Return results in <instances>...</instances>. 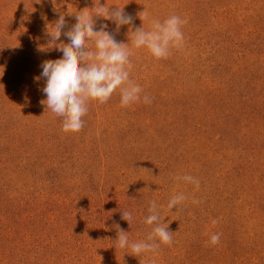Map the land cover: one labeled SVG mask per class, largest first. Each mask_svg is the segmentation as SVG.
I'll use <instances>...</instances> for the list:
<instances>
[{
    "label": "rangeland",
    "instance_id": "374dc122",
    "mask_svg": "<svg viewBox=\"0 0 264 264\" xmlns=\"http://www.w3.org/2000/svg\"><path fill=\"white\" fill-rule=\"evenodd\" d=\"M127 1L99 0L122 4L132 25L117 32L94 19L129 43L141 101L121 107L117 89L104 104L89 102L80 132L65 133L41 103L40 75L42 61L63 54L37 49L50 41L48 24L64 14L70 28L94 0H0V264H264V46L250 54L220 5L211 17L192 0ZM171 15L187 23L167 58L131 44V30ZM184 175L199 188L176 179ZM180 193L187 199L169 210ZM152 201L173 243L137 257L116 247V225L130 242L147 241Z\"/></svg>",
    "mask_w": 264,
    "mask_h": 264
},
{
    "label": "clouds",
    "instance_id": "9594fccd",
    "mask_svg": "<svg viewBox=\"0 0 264 264\" xmlns=\"http://www.w3.org/2000/svg\"><path fill=\"white\" fill-rule=\"evenodd\" d=\"M84 8L75 13V23L69 28L65 15L60 14L54 24L46 26V35L50 37L48 45L38 46V51L55 49L62 52L58 59L44 60L40 64L41 77L45 78V86L41 91L46 95V100L41 103L46 105L56 116L62 118V131L65 133H78L84 127L83 117L88 113V104L97 101L100 104L108 102L112 94L119 89L121 94L120 106L127 107L132 103L141 101V86L132 82L130 70L132 63L129 43L117 42L113 33L109 32L108 24H101L96 30L94 17L110 20L115 23L116 31L123 25H132L133 17L124 12V7H106L99 0H94L91 11ZM71 15V14H70ZM146 10L138 13L143 21L147 19ZM187 23L178 15H171L163 22L159 19L151 21L150 30L143 25L131 29V44L136 48H147L150 54L157 60L167 58L172 48H180L184 44L182 26ZM67 28V31L64 29ZM65 36L70 42L59 43L61 36ZM94 49V50H91ZM37 80L40 77L36 78ZM143 102L150 104L151 98L145 94ZM192 183L199 188V180L191 175L176 177ZM187 197L180 193L173 196L168 202V209L176 207ZM196 203V201H193ZM150 215L145 223L154 225L147 237V241L130 242L128 232L116 225L118 230L116 247L130 249L133 256L141 253L156 251L160 244L171 245L172 232L168 225L161 222L155 201L151 202ZM121 219L127 221L129 226L133 216L130 211H123ZM213 224L217 221L213 220ZM158 241V242H157ZM220 242V234H212L210 244Z\"/></svg>",
    "mask_w": 264,
    "mask_h": 264
},
{
    "label": "trees",
    "instance_id": "16d2710c",
    "mask_svg": "<svg viewBox=\"0 0 264 264\" xmlns=\"http://www.w3.org/2000/svg\"><path fill=\"white\" fill-rule=\"evenodd\" d=\"M124 7L128 6L127 0H121ZM192 2L201 7H206L211 17L219 15L220 7L222 8V20L229 25H235L244 29L245 35L242 40L248 42L250 54L259 53L264 46V0H192ZM206 3V5H204ZM121 7L123 5L121 4ZM249 37H255L248 39ZM238 59L245 58L246 51L242 53L233 52Z\"/></svg>",
    "mask_w": 264,
    "mask_h": 264
}]
</instances>
